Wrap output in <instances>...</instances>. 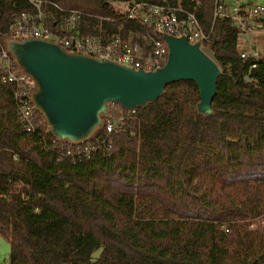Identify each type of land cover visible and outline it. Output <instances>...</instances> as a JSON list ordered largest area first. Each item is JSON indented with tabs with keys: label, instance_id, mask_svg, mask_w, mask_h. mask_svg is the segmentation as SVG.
<instances>
[{
	"label": "trees",
	"instance_id": "1",
	"mask_svg": "<svg viewBox=\"0 0 264 264\" xmlns=\"http://www.w3.org/2000/svg\"><path fill=\"white\" fill-rule=\"evenodd\" d=\"M48 1L83 13L81 32L93 34L95 16L116 18V3L127 0ZM198 1L209 26L213 0ZM30 8L28 0H0V33ZM48 10L57 29L51 16L59 11ZM118 23L123 33L141 29ZM216 29L203 46L221 71L212 116L196 112L195 82L168 83L112 134L109 153L81 162L27 134L12 85H0V237L8 264H264V57H241V31L229 19ZM47 142L61 144L49 132ZM253 220L259 224L250 229Z\"/></svg>",
	"mask_w": 264,
	"mask_h": 264
},
{
	"label": "built area",
	"instance_id": "2",
	"mask_svg": "<svg viewBox=\"0 0 264 264\" xmlns=\"http://www.w3.org/2000/svg\"><path fill=\"white\" fill-rule=\"evenodd\" d=\"M213 0L212 21L205 26L198 17V0L183 4L180 0H158L157 2L127 0L116 3V18L95 16L98 20L93 34L82 33L79 20L83 13L65 11L48 0H28L31 8L15 15L1 36L37 37L63 46L74 52H82L100 59H110L125 66L142 68L145 71L162 66L168 54L162 33L185 36L190 43L199 42L200 48L213 41L218 35L216 22L229 19L240 29L241 36L250 32L264 16V4L247 5L240 0ZM49 4L58 11L51 16L57 29L51 28ZM120 21L140 23L141 29L129 28L123 33ZM104 22L115 24L107 29ZM204 51V50H203ZM205 52V51H204ZM243 58H259L256 52H241ZM252 66H255L254 64ZM12 85V101L18 121L23 130L33 135L44 148L56 154L81 162L97 151L110 152L112 134L123 128L136 117V108L124 109L115 106L104 119V126L91 140L80 144H56L47 142L48 128L43 117L34 109L30 100L32 79L20 72L13 64L10 54L0 42V85ZM17 160V156H13ZM17 185H14L16 187ZM254 229L255 223H249ZM228 231V228H224Z\"/></svg>",
	"mask_w": 264,
	"mask_h": 264
},
{
	"label": "water",
	"instance_id": "3",
	"mask_svg": "<svg viewBox=\"0 0 264 264\" xmlns=\"http://www.w3.org/2000/svg\"><path fill=\"white\" fill-rule=\"evenodd\" d=\"M264 21V16L262 17ZM168 54L154 70L125 66L65 49L37 37L1 36L15 65L33 81L30 100L48 132L59 142L80 144L103 129L110 103L124 109L144 108L162 96L168 83L191 80L198 87L196 112L212 116V101L221 73L199 42L162 33Z\"/></svg>",
	"mask_w": 264,
	"mask_h": 264
},
{
	"label": "rangeland",
	"instance_id": "4",
	"mask_svg": "<svg viewBox=\"0 0 264 264\" xmlns=\"http://www.w3.org/2000/svg\"><path fill=\"white\" fill-rule=\"evenodd\" d=\"M254 4L259 5L264 4V0H251ZM249 37L245 38L244 35L240 36L237 49L238 51H245L248 53L256 52L258 57H264V25L254 26L252 30L248 33ZM208 55L211 53L205 50ZM115 108V107H114ZM114 108L112 110H114ZM257 226L259 222L252 221ZM9 255V244L0 237V264H8Z\"/></svg>",
	"mask_w": 264,
	"mask_h": 264
},
{
	"label": "crops",
	"instance_id": "5",
	"mask_svg": "<svg viewBox=\"0 0 264 264\" xmlns=\"http://www.w3.org/2000/svg\"><path fill=\"white\" fill-rule=\"evenodd\" d=\"M240 1L243 2L244 4H247V5H253L254 4L251 0H240ZM227 2L228 3H231V0H228ZM262 21L263 20L257 21V23L255 24V26L257 27V26L264 25V23ZM248 33L249 32L245 33L243 37L248 38L249 37V34ZM243 51H241V52H243Z\"/></svg>",
	"mask_w": 264,
	"mask_h": 264
}]
</instances>
